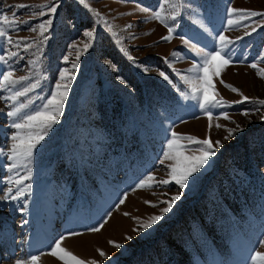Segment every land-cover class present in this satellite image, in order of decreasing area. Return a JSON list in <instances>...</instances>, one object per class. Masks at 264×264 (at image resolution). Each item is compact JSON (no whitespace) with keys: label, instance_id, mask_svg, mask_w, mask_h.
<instances>
[{"label":"rangeland","instance_id":"1","mask_svg":"<svg viewBox=\"0 0 264 264\" xmlns=\"http://www.w3.org/2000/svg\"><path fill=\"white\" fill-rule=\"evenodd\" d=\"M179 3V15L167 20L174 32L166 41L168 27L149 19L162 6L170 15L164 0H0V15L15 12L18 24L6 29L12 44L0 37V264H31L32 256L37 264H63L51 255L61 237V247L96 264H253L255 252L264 253V105L256 102L264 100V16L228 24L237 18L230 8L264 13V0ZM19 4L28 7L8 8ZM49 19L41 34L38 26ZM220 35L230 41L222 52L230 62L213 77L214 91L217 99L242 102L211 107L210 121L184 78L197 75L191 70L203 62L201 51L222 47ZM65 68L74 79L63 114L31 160L9 171L16 132L9 98L36 85L16 104L40 108ZM6 71L28 79L5 86ZM237 125L242 131L225 139ZM173 131L222 144L184 189L161 183L174 163L163 155ZM181 143L188 155L202 147ZM29 168L31 178L17 185ZM176 194L181 199L162 214ZM158 215L163 218L142 227Z\"/></svg>","mask_w":264,"mask_h":264},{"label":"snow or ice","instance_id":"2","mask_svg":"<svg viewBox=\"0 0 264 264\" xmlns=\"http://www.w3.org/2000/svg\"><path fill=\"white\" fill-rule=\"evenodd\" d=\"M80 3L84 4L85 0H80ZM164 4L167 5L168 9L172 10L170 15L166 17L163 14L167 9L162 6L161 10L153 12L149 19L159 20L161 24H164L165 27H168L167 20H175L176 16L179 15L180 3L179 0H164ZM25 7L28 6L25 4L8 5L9 9H22ZM56 10V6H51L49 9V11L52 13H55ZM91 11H93L97 16H100V13L95 9H91ZM142 11H146V9H142ZM233 14H237V18L235 20L229 18L228 24L230 26H240L242 21L248 19L249 17L264 16V13L256 12L249 9L230 8L229 16L232 17ZM51 24V19L47 20L46 23H41L38 26L41 31V34L46 31V26ZM0 25L4 26L0 27V37L6 38L8 43L12 44L13 39L8 34V31L6 29L18 26L15 12H12L11 16H9L7 12L0 15ZM127 27L131 28L132 25H128ZM36 30V28L31 29V31L33 32H35ZM168 31L169 35L162 37L163 40H171L174 28L168 27ZM252 31L254 32L256 31V29L252 28ZM245 34L247 35L249 33L246 32ZM85 35L92 37L93 33L87 32L85 33ZM113 35H115V33H113ZM218 39L221 42L222 47L219 50H214L210 52L201 51L200 54L203 56V62L199 65H195L194 68L191 70L196 72L197 75L192 79L184 78L186 82L190 84L192 92L197 94L193 95L192 99H197L201 101L199 106L207 112L210 121L212 119V114L209 110L211 107L230 106L231 103L242 102H228L223 100V98L217 99L218 93H215L214 91L213 77L219 76L222 67L224 65L229 64L230 62L228 58L222 55L224 48L227 46V43H230V41L224 35H220ZM185 43L187 44L189 42L185 41ZM16 46L19 47V44L17 43ZM88 46L89 45H85V48H87ZM28 47H30V45H28ZM125 54L127 55V53ZM17 55V52L10 53V56ZM78 59L79 57H77V60ZM129 59H132V57L129 56ZM0 60H4V57L0 56ZM251 66L253 68L257 67L256 64H252ZM73 67H75V65H73ZM199 73H202V75H200ZM259 74L264 76V69H260ZM13 75L14 74L12 71L4 72L2 74L3 85L14 86L28 79V77L23 76L19 77V79H14ZM161 75L164 76L165 80L168 79V77L165 76L164 73H161ZM72 79H74V76L69 74V70L67 68L63 69L60 72V80L55 84V90L49 94L50 98L47 99L46 102L41 105L40 108H37L33 111H26L29 105L25 103L16 104V101L19 97L26 96L32 88L36 87V85H32L30 88H24L23 90H18L13 94L12 97L9 98L13 101L14 107L11 111L7 113V115L8 117L12 118L11 127L13 129H16V132L11 136L12 144L7 153V158L12 161V164L8 166L9 171H12L13 169L17 168L20 164V161H30L37 145H39L40 142L45 138L47 133L51 130L52 126L58 123V118L63 114L64 104L68 96V91L71 86ZM225 86L230 88L234 92L239 91L231 85ZM241 96H243L242 93ZM243 100L247 101L249 100V97L243 96ZM256 102L261 105H264V100H258ZM223 115L225 119H229L228 114L226 112ZM244 115H248V113H244ZM219 126L220 125H217V127ZM209 128H211V123L209 125ZM236 131H242L239 125H237L236 129H228L229 136L225 137V139H228ZM184 139L191 143L201 145L202 147L196 150V154L188 155L186 154V151H188V149H186V146L181 143V140ZM217 146H222L220 141H216L214 145L210 138L201 140L195 136H181L180 134L173 131L171 134V139H169L167 143V150L164 152L163 155L166 160L174 161V163L169 165L171 169L169 173L170 179H165L161 181V183L168 184L171 181H174L175 184L179 185L180 189L186 188L188 186L189 179L193 177L195 173L199 172L209 162L210 158L216 154ZM161 163H163V161H161ZM30 178L31 169L29 168L28 174L25 177L19 180H15L14 182L19 185L23 182V180ZM153 179V176L148 177V181H151ZM143 184H147V181L142 182V186ZM27 187L30 189V185ZM11 191V189L8 190L9 194H11ZM20 191L23 190H19L17 192V195L11 196V198L16 199L19 196ZM180 199V194L174 195L170 201L166 202L168 206L161 209V213H168L171 210L172 205ZM121 203H123V201H121ZM162 218V215L152 216L148 222L142 225V227H151L153 224H155ZM101 227H103V225H101ZM92 230L99 231L100 228H94ZM72 235H76V233H72ZM63 239H65V237H61V239L55 243L51 255L63 261V264H96V261L87 262L74 255L71 251L67 250L66 248L61 247V241ZM127 239L130 240L132 239V237H127ZM110 243H113L116 248L122 247V245L118 243ZM261 244L264 245V241H261ZM100 255L106 256V254L102 250L100 251ZM251 259L253 261V264H264V253L256 251L255 254L251 257ZM38 260V256H32L31 264H37ZM17 264H23V262L17 261Z\"/></svg>","mask_w":264,"mask_h":264},{"label":"trees","instance_id":"3","mask_svg":"<svg viewBox=\"0 0 264 264\" xmlns=\"http://www.w3.org/2000/svg\"><path fill=\"white\" fill-rule=\"evenodd\" d=\"M228 229H230V228H228ZM188 242H189L191 248L192 247H196V249H195L196 251H199L200 250V249H198L200 247V245L198 243H196L195 241H193V239L191 237L188 238ZM177 245H178L177 248L179 250L180 249H184L186 252H188L187 249L185 248V246L182 244V240H177ZM158 248L160 250L161 247L158 246ZM184 254H185V257L188 259L189 252H188V254H186V253H184Z\"/></svg>","mask_w":264,"mask_h":264}]
</instances>
